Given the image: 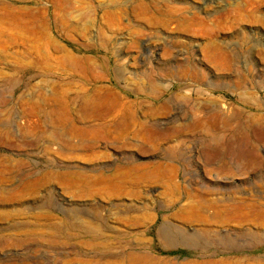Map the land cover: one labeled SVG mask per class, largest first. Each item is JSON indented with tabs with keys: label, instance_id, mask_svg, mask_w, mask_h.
<instances>
[{
	"label": "rangeland",
	"instance_id": "rangeland-1",
	"mask_svg": "<svg viewBox=\"0 0 264 264\" xmlns=\"http://www.w3.org/2000/svg\"><path fill=\"white\" fill-rule=\"evenodd\" d=\"M0 264H264V0H0Z\"/></svg>",
	"mask_w": 264,
	"mask_h": 264
}]
</instances>
